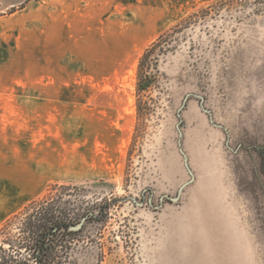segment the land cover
<instances>
[{
  "label": "rangeland",
  "instance_id": "374dc122",
  "mask_svg": "<svg viewBox=\"0 0 264 264\" xmlns=\"http://www.w3.org/2000/svg\"><path fill=\"white\" fill-rule=\"evenodd\" d=\"M8 1L4 116L49 124L58 182L3 225L57 186L100 216L76 264H264V0ZM177 25L139 116L142 53Z\"/></svg>",
  "mask_w": 264,
  "mask_h": 264
},
{
  "label": "trees",
  "instance_id": "16d2710c",
  "mask_svg": "<svg viewBox=\"0 0 264 264\" xmlns=\"http://www.w3.org/2000/svg\"><path fill=\"white\" fill-rule=\"evenodd\" d=\"M178 26L172 32L160 34L142 53L136 87L139 116L147 114L148 102L144 98H152L151 91L157 86L160 58L171 50L170 37ZM56 189L57 186H51L45 195L31 201L0 228V264H76V240L82 228L75 230L73 227L100 216H95L91 210L81 212L70 200L55 193ZM109 206L100 207V220L108 217ZM17 219L20 220L17 234L6 232L7 225Z\"/></svg>",
  "mask_w": 264,
  "mask_h": 264
},
{
  "label": "crops",
  "instance_id": "0c3cea01",
  "mask_svg": "<svg viewBox=\"0 0 264 264\" xmlns=\"http://www.w3.org/2000/svg\"><path fill=\"white\" fill-rule=\"evenodd\" d=\"M22 1L10 0L6 7ZM66 2L73 8V5L82 6L86 0ZM0 11H4V0H0ZM2 23L4 14L0 15ZM3 73L4 68L0 67V227L4 224V217L15 214L24 207L25 202L37 197L42 186L58 182L56 148L50 147V142L47 143L49 148L45 150L39 145L46 143V139L42 138L51 135L50 129L44 131L41 125L47 129L49 124L35 121L33 117L27 120L24 116H4ZM18 117L25 119V122L20 123ZM56 129L64 136L62 129Z\"/></svg>",
  "mask_w": 264,
  "mask_h": 264
},
{
  "label": "water",
  "instance_id": "95a60500",
  "mask_svg": "<svg viewBox=\"0 0 264 264\" xmlns=\"http://www.w3.org/2000/svg\"><path fill=\"white\" fill-rule=\"evenodd\" d=\"M81 226H82V223H80L79 225L74 226L73 229L78 230L79 228H81Z\"/></svg>",
  "mask_w": 264,
  "mask_h": 264
}]
</instances>
